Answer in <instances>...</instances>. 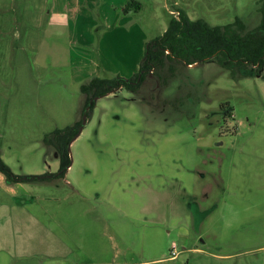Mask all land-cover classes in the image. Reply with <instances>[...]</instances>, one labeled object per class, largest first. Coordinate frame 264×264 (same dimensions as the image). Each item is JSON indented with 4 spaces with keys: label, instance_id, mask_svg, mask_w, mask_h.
<instances>
[{
    "label": "rangeland",
    "instance_id": "374dc122",
    "mask_svg": "<svg viewBox=\"0 0 264 264\" xmlns=\"http://www.w3.org/2000/svg\"><path fill=\"white\" fill-rule=\"evenodd\" d=\"M131 1L0 0V152L16 176L40 177L0 181V264H264V71L165 57L88 112L82 91L134 77L180 11L250 31L264 0H135L108 29ZM53 7L69 27L53 26ZM85 115L57 176L46 139Z\"/></svg>",
    "mask_w": 264,
    "mask_h": 264
},
{
    "label": "trees",
    "instance_id": "16d2710c",
    "mask_svg": "<svg viewBox=\"0 0 264 264\" xmlns=\"http://www.w3.org/2000/svg\"><path fill=\"white\" fill-rule=\"evenodd\" d=\"M140 4L132 0L123 12L139 11ZM262 20L258 27L246 31L245 24L237 19L236 22L225 26H211L203 19L193 20L185 11L179 12V17L172 19L165 33L148 42L139 72L132 78L117 77L106 79L93 77L82 87L88 95L86 107L95 97H102L125 87L137 90L147 79L150 72L163 68L165 57L168 60L181 59L189 65L197 62L217 61L222 67L234 73L235 66H258L264 69V1L259 10ZM95 106L92 103L91 109ZM82 122L72 127L59 129L47 137L46 142L53 145L60 157V169L57 176L64 177L71 166L68 146L78 134ZM0 173L9 184L19 183L30 179H40L38 176L23 178L16 176L3 160L0 152Z\"/></svg>",
    "mask_w": 264,
    "mask_h": 264
},
{
    "label": "crops",
    "instance_id": "0c3cea01",
    "mask_svg": "<svg viewBox=\"0 0 264 264\" xmlns=\"http://www.w3.org/2000/svg\"><path fill=\"white\" fill-rule=\"evenodd\" d=\"M120 8L119 7H115V12L114 13H116L117 14V11L119 10ZM133 12H137V11H135V10H132V11H130V12H128V13H123L122 15L124 16H121V14L119 13V14H117V16L116 17H113L112 18V23L111 24H108V29H113L115 26V24L116 23H119L120 25H123V22L127 19V20H130L131 19V14L133 13ZM126 14V15H125ZM48 15H49V21L51 20V22H52V24H53V26L54 27H59V26H63V27H65V28H67V27H69V22H68V20H69V18H68V13L67 12H65V11H57L56 9H55V7H53V11L51 10L49 13H48ZM127 20H126V22H127ZM106 21V20H105ZM125 22V23H126ZM94 26H92V27H90V30L93 28ZM48 40H60V38H54V39H48ZM66 40H72V36H71V34L69 35V32L67 33V35H66ZM113 41V44H116L117 43V41H119L117 38H115L114 40H112ZM56 42V41H55ZM65 42H67V41H65L64 40V43ZM78 44H80L79 42H78ZM108 44H112L111 42L110 43H108ZM109 48H112V47H109ZM65 52V51H64ZM66 58H67V60H66ZM64 62H65V65H68V66H70L71 65V59L70 58H68V56L66 55V53H65V56H64ZM56 64V63H55ZM103 66H108V64L107 63H103ZM140 67V63H139V61H137L136 63H135V69L136 68H139ZM0 181H4L5 182V177H4V175L3 174H1L0 173ZM8 189H10V187L8 188ZM11 194H12V192H10Z\"/></svg>",
    "mask_w": 264,
    "mask_h": 264
},
{
    "label": "flooded vegetation",
    "instance_id": "af4514ba",
    "mask_svg": "<svg viewBox=\"0 0 264 264\" xmlns=\"http://www.w3.org/2000/svg\"><path fill=\"white\" fill-rule=\"evenodd\" d=\"M251 66L253 67V69L250 71V74L256 75V76H261L262 75V72L264 71V69H259L258 66H253V65H251ZM222 112H223L222 113L223 114V119H224L225 122H227V119L232 118L231 111H226V109L223 108ZM225 115H227V117H225Z\"/></svg>",
    "mask_w": 264,
    "mask_h": 264
},
{
    "label": "water",
    "instance_id": "95a60500",
    "mask_svg": "<svg viewBox=\"0 0 264 264\" xmlns=\"http://www.w3.org/2000/svg\"><path fill=\"white\" fill-rule=\"evenodd\" d=\"M99 98H101V97H95L92 101H90V104H89V106L87 107V110H86L87 112L90 110L92 103H93V102H96ZM86 115H87V114H86ZM86 115H85L84 120H83V122H82V127L80 128V131H79L78 134H77V135L71 140V142H70V144H69V146H68L69 151H71V146H72L73 142L78 138V136L81 134V131L83 130V126L85 125L86 118H87Z\"/></svg>",
    "mask_w": 264,
    "mask_h": 264
},
{
    "label": "built area",
    "instance_id": "2783aa9c",
    "mask_svg": "<svg viewBox=\"0 0 264 264\" xmlns=\"http://www.w3.org/2000/svg\"><path fill=\"white\" fill-rule=\"evenodd\" d=\"M176 249H177L176 245H173V248H172V255H173V257H175L177 255Z\"/></svg>",
    "mask_w": 264,
    "mask_h": 264
}]
</instances>
